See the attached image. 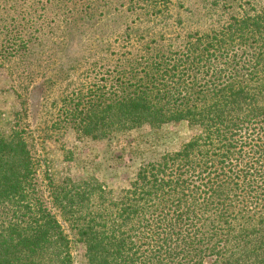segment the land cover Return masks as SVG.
Listing matches in <instances>:
<instances>
[{"label":"trees","instance_id":"16d2710c","mask_svg":"<svg viewBox=\"0 0 264 264\" xmlns=\"http://www.w3.org/2000/svg\"><path fill=\"white\" fill-rule=\"evenodd\" d=\"M131 61L66 111L106 141L186 124L178 151L143 163L118 196L96 177L50 184L83 264H264V0ZM255 6V5H254ZM153 53V54H151ZM23 130L0 112V264H75Z\"/></svg>","mask_w":264,"mask_h":264},{"label":"rangeland","instance_id":"374dc122","mask_svg":"<svg viewBox=\"0 0 264 264\" xmlns=\"http://www.w3.org/2000/svg\"><path fill=\"white\" fill-rule=\"evenodd\" d=\"M261 1L0 0V112L24 132L75 264L84 263L85 248L69 216L54 207L50 184L96 177L118 196L143 163L178 151L193 132L171 123L93 141L71 130L66 111L131 61L149 57L146 45L176 48L188 34L251 13Z\"/></svg>","mask_w":264,"mask_h":264}]
</instances>
